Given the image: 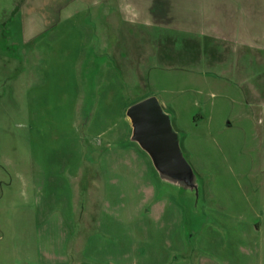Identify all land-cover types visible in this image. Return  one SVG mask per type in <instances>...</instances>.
<instances>
[{
    "label": "rangeland",
    "instance_id": "1",
    "mask_svg": "<svg viewBox=\"0 0 264 264\" xmlns=\"http://www.w3.org/2000/svg\"><path fill=\"white\" fill-rule=\"evenodd\" d=\"M242 2L0 0V264H264L262 23L216 29ZM152 95L196 200L128 140Z\"/></svg>",
    "mask_w": 264,
    "mask_h": 264
},
{
    "label": "water",
    "instance_id": "2",
    "mask_svg": "<svg viewBox=\"0 0 264 264\" xmlns=\"http://www.w3.org/2000/svg\"><path fill=\"white\" fill-rule=\"evenodd\" d=\"M130 125L129 142L136 144L149 158L159 180L184 196H198L197 177L185 158L180 133L171 114L156 96H148L126 108Z\"/></svg>",
    "mask_w": 264,
    "mask_h": 264
},
{
    "label": "crops",
    "instance_id": "3",
    "mask_svg": "<svg viewBox=\"0 0 264 264\" xmlns=\"http://www.w3.org/2000/svg\"><path fill=\"white\" fill-rule=\"evenodd\" d=\"M243 1L239 6L238 9L234 7V5L230 6V4L226 5L227 7L230 6V11H228V15L226 14L221 21V24L217 31H221L222 38H229L228 34H234V32L229 29L230 26L234 27H244V24L247 23L246 18L250 16H256L258 21L262 23V27L258 28V33L252 34V37L248 34L241 37L244 44H246L247 48L249 49H260L261 47L264 50V0H257L256 5L262 7L261 10L251 11V6H255L254 4H250L249 1L252 0H241ZM245 1L247 2L245 5ZM253 10V9H252ZM225 27V29L223 28ZM226 32L224 33L223 32ZM228 33V34H227ZM245 37V38H244Z\"/></svg>",
    "mask_w": 264,
    "mask_h": 264
}]
</instances>
